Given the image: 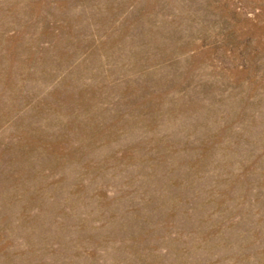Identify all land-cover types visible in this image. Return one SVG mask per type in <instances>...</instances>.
<instances>
[{
	"label": "rangeland",
	"instance_id": "obj_1",
	"mask_svg": "<svg viewBox=\"0 0 264 264\" xmlns=\"http://www.w3.org/2000/svg\"><path fill=\"white\" fill-rule=\"evenodd\" d=\"M0 264H264V0H0Z\"/></svg>",
	"mask_w": 264,
	"mask_h": 264
}]
</instances>
